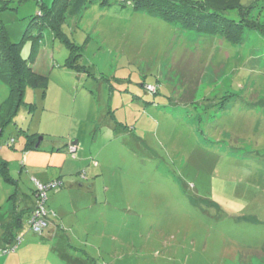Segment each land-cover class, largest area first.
Instances as JSON below:
<instances>
[{
    "label": "rangeland",
    "instance_id": "374dc122",
    "mask_svg": "<svg viewBox=\"0 0 264 264\" xmlns=\"http://www.w3.org/2000/svg\"><path fill=\"white\" fill-rule=\"evenodd\" d=\"M53 1L0 0L9 41L48 76L1 131L0 213L36 203L46 175L71 264H264V0L222 12L223 33L92 0L25 35Z\"/></svg>",
    "mask_w": 264,
    "mask_h": 264
},
{
    "label": "trees",
    "instance_id": "16d2710c",
    "mask_svg": "<svg viewBox=\"0 0 264 264\" xmlns=\"http://www.w3.org/2000/svg\"><path fill=\"white\" fill-rule=\"evenodd\" d=\"M91 1L92 0H54L52 6L48 9L41 6L42 11H40L38 16L42 18V20L38 23L39 18L32 17L25 31V35L30 32V29L33 26L36 27L40 25V27H42L47 25V23H50L48 25L56 30L59 27V24L65 19V13L72 17H78ZM148 1L149 0H124L126 3H131L134 9H153L169 22H178L179 26L190 29L192 27H199L202 29V27L197 26L196 23L197 21L199 22L202 17H206L210 20V23H213V27L210 31L218 33H223L221 27L216 24V21L221 19L220 16L222 12L227 8H237L243 13V11H246L247 9L244 4H240L239 0H152L153 3L151 7L147 5L145 6V3ZM100 2L102 5H107L109 0H100ZM155 4L156 6L158 5L157 7L159 8L156 9L154 6ZM208 9H211L212 11L207 12ZM223 21L226 25H233L232 22ZM19 48L20 44L9 41L4 27L0 25V81L8 88L7 96L0 103V134L3 127L14 115L16 106L22 103L25 88H45L48 84V76L35 72L29 65L32 56L28 59L22 58L19 55ZM175 69L178 71L176 74H179L182 77L181 68L178 67ZM194 80L195 76L191 81L196 84L197 82ZM34 145L35 142L33 147ZM26 147H31L29 140L26 142ZM0 171L4 174L6 173L7 165L5 162H0ZM20 221V219H17L16 216H14L13 225H11V223L4 224L3 237L6 243L2 247V252L3 249L10 248L16 238H20L17 247L21 243L22 237L14 233L12 228H17L21 223ZM49 221L50 220L48 219L47 222ZM28 227L31 230L29 223ZM47 227L48 224L42 229V231L36 233L40 235L43 234ZM17 247L13 251L8 252H14Z\"/></svg>",
    "mask_w": 264,
    "mask_h": 264
},
{
    "label": "crops",
    "instance_id": "0c3cea01",
    "mask_svg": "<svg viewBox=\"0 0 264 264\" xmlns=\"http://www.w3.org/2000/svg\"><path fill=\"white\" fill-rule=\"evenodd\" d=\"M74 142L77 144V140ZM42 177H46L43 182H49L53 179L46 175L39 178ZM16 199L9 200L11 204H8L9 206L3 211L4 213H0V264H60L58 260L71 264V256L64 247L66 240L61 237V221L59 223L58 220H50L48 227L41 235L32 232L28 224L26 226L27 231L22 227L21 223L17 228L12 227L14 233L22 237L21 243L14 252L3 253L1 251L6 243L3 237L4 224L11 223L13 225L14 216L21 220L25 213H29L30 215L33 209L34 200L26 195L23 198L25 206L22 209H19L20 206L15 202Z\"/></svg>",
    "mask_w": 264,
    "mask_h": 264
},
{
    "label": "built area",
    "instance_id": "2783aa9c",
    "mask_svg": "<svg viewBox=\"0 0 264 264\" xmlns=\"http://www.w3.org/2000/svg\"><path fill=\"white\" fill-rule=\"evenodd\" d=\"M149 90L154 91L156 88L155 86H147ZM76 151V146L70 144L69 145V152L73 153ZM81 176H84L83 174ZM61 185L60 180H54L53 182H46L45 184L38 183L35 193H36V203L33 205V209L30 213V217L28 219L29 226L31 230L35 232L42 231L43 228L46 227L48 224L47 218V210H46V200H47V189L51 188L52 186ZM20 242V238H16V240L12 243L10 248L3 249V252L13 251L17 244Z\"/></svg>",
    "mask_w": 264,
    "mask_h": 264
},
{
    "label": "water",
    "instance_id": "95a60500",
    "mask_svg": "<svg viewBox=\"0 0 264 264\" xmlns=\"http://www.w3.org/2000/svg\"><path fill=\"white\" fill-rule=\"evenodd\" d=\"M39 141H40V139H39ZM39 141H38V143L35 144V148H37L39 146Z\"/></svg>",
    "mask_w": 264,
    "mask_h": 264
},
{
    "label": "clouds",
    "instance_id": "9594fccd",
    "mask_svg": "<svg viewBox=\"0 0 264 264\" xmlns=\"http://www.w3.org/2000/svg\"><path fill=\"white\" fill-rule=\"evenodd\" d=\"M155 88H156V86H155ZM156 89H157V88H156ZM72 145H76V144L72 142Z\"/></svg>",
    "mask_w": 264,
    "mask_h": 264
}]
</instances>
